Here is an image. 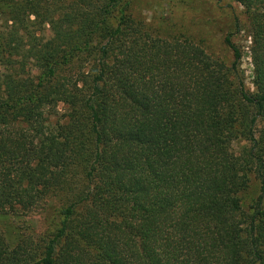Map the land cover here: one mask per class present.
I'll return each instance as SVG.
<instances>
[{"label": "trees", "instance_id": "obj_1", "mask_svg": "<svg viewBox=\"0 0 264 264\" xmlns=\"http://www.w3.org/2000/svg\"><path fill=\"white\" fill-rule=\"evenodd\" d=\"M231 1L253 92L234 34L227 64L132 0H0V214L46 227L0 264H264V0Z\"/></svg>", "mask_w": 264, "mask_h": 264}, {"label": "rangeland", "instance_id": "obj_2", "mask_svg": "<svg viewBox=\"0 0 264 264\" xmlns=\"http://www.w3.org/2000/svg\"><path fill=\"white\" fill-rule=\"evenodd\" d=\"M131 13L152 36L187 39L204 49L208 55L227 64L232 62V55L225 40L234 34L233 43L243 51L241 70L247 87L254 91L251 38L246 30L247 16L240 4L231 0H132ZM238 21L242 31L236 33ZM259 195L260 183L252 176L249 188L241 195L245 212L254 211ZM45 228L43 218L39 215L16 218L0 214V231L9 240L26 230L38 236Z\"/></svg>", "mask_w": 264, "mask_h": 264}]
</instances>
